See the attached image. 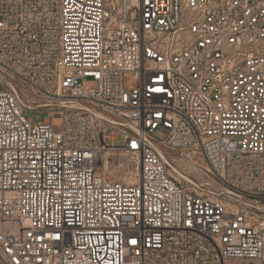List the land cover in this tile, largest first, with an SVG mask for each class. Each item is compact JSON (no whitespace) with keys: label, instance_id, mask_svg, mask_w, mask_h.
I'll return each instance as SVG.
<instances>
[{"label":"built area","instance_id":"1","mask_svg":"<svg viewBox=\"0 0 264 264\" xmlns=\"http://www.w3.org/2000/svg\"><path fill=\"white\" fill-rule=\"evenodd\" d=\"M0 264H264V0H0Z\"/></svg>","mask_w":264,"mask_h":264},{"label":"rangeland","instance_id":"2","mask_svg":"<svg viewBox=\"0 0 264 264\" xmlns=\"http://www.w3.org/2000/svg\"><path fill=\"white\" fill-rule=\"evenodd\" d=\"M43 112H45L46 110H42ZM28 118L30 120H32L33 122L35 123H41V122H44L46 121V114L44 113H29L27 114ZM122 144V141H117V145H121ZM120 165H112L110 167V171L115 175L117 176L118 178H122V179H125V180H131L134 175H135V168H136V164L134 163V161H132L130 158H125V157H122L120 158ZM202 164V163H201ZM202 167H204V165L202 164ZM192 179H195L198 178L199 176H202L201 175H197L196 173L195 174H191L189 175Z\"/></svg>","mask_w":264,"mask_h":264},{"label":"snow or ice","instance_id":"3","mask_svg":"<svg viewBox=\"0 0 264 264\" xmlns=\"http://www.w3.org/2000/svg\"><path fill=\"white\" fill-rule=\"evenodd\" d=\"M133 243H135V241H133Z\"/></svg>","mask_w":264,"mask_h":264},{"label":"bare ground","instance_id":"4","mask_svg":"<svg viewBox=\"0 0 264 264\" xmlns=\"http://www.w3.org/2000/svg\"><path fill=\"white\" fill-rule=\"evenodd\" d=\"M135 174H136V171H135Z\"/></svg>","mask_w":264,"mask_h":264}]
</instances>
